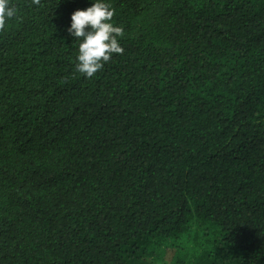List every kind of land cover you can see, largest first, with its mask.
Instances as JSON below:
<instances>
[{"label": "trees", "instance_id": "obj_1", "mask_svg": "<svg viewBox=\"0 0 264 264\" xmlns=\"http://www.w3.org/2000/svg\"><path fill=\"white\" fill-rule=\"evenodd\" d=\"M0 30V264H264V0H13ZM158 257L160 260L158 261Z\"/></svg>", "mask_w": 264, "mask_h": 264}, {"label": "clouds", "instance_id": "obj_2", "mask_svg": "<svg viewBox=\"0 0 264 264\" xmlns=\"http://www.w3.org/2000/svg\"><path fill=\"white\" fill-rule=\"evenodd\" d=\"M38 2L33 0V3ZM19 14L20 9L13 0H0V30ZM113 15L114 10L108 0H88L87 7L70 13L65 31L76 42L74 67L77 73L90 78L113 54L123 52L118 40L123 29L112 23Z\"/></svg>", "mask_w": 264, "mask_h": 264}, {"label": "rangeland", "instance_id": "obj_3", "mask_svg": "<svg viewBox=\"0 0 264 264\" xmlns=\"http://www.w3.org/2000/svg\"><path fill=\"white\" fill-rule=\"evenodd\" d=\"M172 255H173V252H168V251H166V252H164L163 254H162V257H165L166 259V261L168 260L169 261V264H171V257H172ZM160 260V257H158V261Z\"/></svg>", "mask_w": 264, "mask_h": 264}]
</instances>
